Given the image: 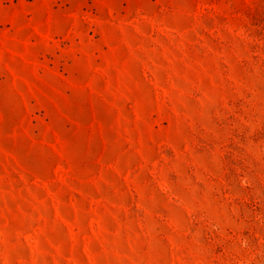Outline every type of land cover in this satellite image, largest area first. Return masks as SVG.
Segmentation results:
<instances>
[{"label":"rangeland","instance_id":"1","mask_svg":"<svg viewBox=\"0 0 264 264\" xmlns=\"http://www.w3.org/2000/svg\"><path fill=\"white\" fill-rule=\"evenodd\" d=\"M0 264H264V0H0Z\"/></svg>","mask_w":264,"mask_h":264}]
</instances>
